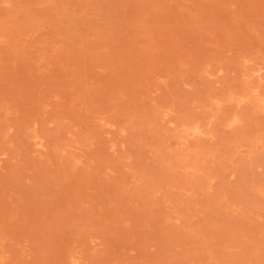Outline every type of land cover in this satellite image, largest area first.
I'll return each mask as SVG.
<instances>
[{"label":"rangeland","instance_id":"1","mask_svg":"<svg viewBox=\"0 0 264 264\" xmlns=\"http://www.w3.org/2000/svg\"><path fill=\"white\" fill-rule=\"evenodd\" d=\"M0 264H264V0H0Z\"/></svg>","mask_w":264,"mask_h":264}]
</instances>
